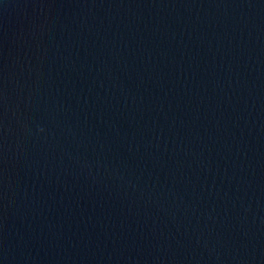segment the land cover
<instances>
[{
    "label": "water",
    "instance_id": "95a60500",
    "mask_svg": "<svg viewBox=\"0 0 264 264\" xmlns=\"http://www.w3.org/2000/svg\"><path fill=\"white\" fill-rule=\"evenodd\" d=\"M0 264H264V0H0Z\"/></svg>",
    "mask_w": 264,
    "mask_h": 264
}]
</instances>
